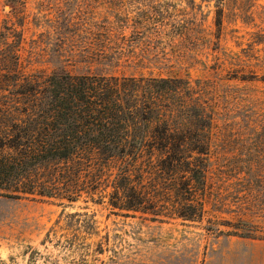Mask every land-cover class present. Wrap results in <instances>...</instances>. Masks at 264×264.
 <instances>
[{
  "label": "rangeland",
  "instance_id": "1",
  "mask_svg": "<svg viewBox=\"0 0 264 264\" xmlns=\"http://www.w3.org/2000/svg\"><path fill=\"white\" fill-rule=\"evenodd\" d=\"M54 71L181 80L208 127L203 213L177 216V184L158 216L113 209L117 165L93 161L75 202L0 196V264H264V0H0V83Z\"/></svg>",
  "mask_w": 264,
  "mask_h": 264
},
{
  "label": "trees",
  "instance_id": "2",
  "mask_svg": "<svg viewBox=\"0 0 264 264\" xmlns=\"http://www.w3.org/2000/svg\"><path fill=\"white\" fill-rule=\"evenodd\" d=\"M33 78L16 74L0 83V196L75 202L84 168L96 161L117 165L113 209L158 216L157 193L177 184L188 194L177 216H202L197 196L209 166L208 127L195 125L204 111L180 103L181 80L66 71Z\"/></svg>",
  "mask_w": 264,
  "mask_h": 264
}]
</instances>
